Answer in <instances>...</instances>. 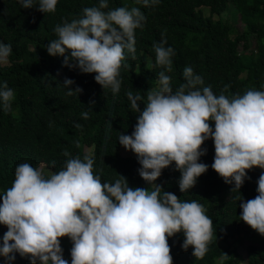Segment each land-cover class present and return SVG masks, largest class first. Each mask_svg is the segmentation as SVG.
<instances>
[{"label": "clouds", "instance_id": "9594fccd", "mask_svg": "<svg viewBox=\"0 0 264 264\" xmlns=\"http://www.w3.org/2000/svg\"><path fill=\"white\" fill-rule=\"evenodd\" d=\"M58 0H38L37 10L52 13ZM144 7L158 0H137ZM23 8H33L34 0H20ZM108 0L85 8L83 16L65 21L54 29L56 39L46 46L49 55L64 57V64L79 68L82 73H96L94 79L102 88L120 91L117 79L125 50L135 53V30L142 29L146 16L139 7L109 9ZM163 38L153 48L156 64L171 71L174 49L165 47ZM66 50L70 56L65 55ZM10 44L0 42V63H7ZM74 61L75 63H71ZM186 83L173 92L170 77L159 73V90L147 93V102L140 111L143 97L127 93L130 107L139 112L131 135L121 134L119 144L133 151L141 167L138 173L151 184L131 188L125 177L114 183H101L93 172L94 159L89 156L71 158L65 168L45 179L41 170L29 163L15 169L12 187L2 196L0 224L7 226L0 256L8 264L14 253L30 258L31 264H68L63 258L60 238L73 242L71 264H172L168 237L183 231L182 248H193L192 255L202 259L212 240V220L196 201L182 202L164 192L154 182L162 169L175 162L181 176L179 189L185 192L205 173L208 165L198 162L206 154L201 149L205 140L214 141L215 156L211 167L232 192L239 190L253 167L264 169V91L248 90L231 99L216 96L211 87L197 88L202 78L185 67ZM66 94H79L69 87ZM227 87V86H226ZM187 89V91H186ZM14 90L7 82L0 86V108L11 111ZM88 119V112L82 114ZM209 121H214V130ZM79 127V125H77ZM64 156H69L65 151ZM254 199L241 203L240 220L264 236V172L261 173ZM227 254L223 253L222 259Z\"/></svg>", "mask_w": 264, "mask_h": 264}, {"label": "trees", "instance_id": "16d2710c", "mask_svg": "<svg viewBox=\"0 0 264 264\" xmlns=\"http://www.w3.org/2000/svg\"><path fill=\"white\" fill-rule=\"evenodd\" d=\"M99 2L58 0L55 12L42 13L36 8L38 0L33 8H23L20 0H0V42L12 47L7 64H0V86L7 82L15 93L11 111L5 113L0 108V204L14 183L18 165L29 163L39 170L45 166L55 174L65 168L68 159L83 160L85 156L94 159L93 172L101 183L111 184L123 176L129 187L151 191V184L138 173L141 165L137 155H122L119 137L133 133L140 114L131 109L127 93L139 92L143 97L139 102L142 112L147 93L161 87L162 71L170 77L173 92L186 83L185 67L202 78L197 88L211 87L216 96L224 94L231 99L248 90L264 91V0H158L150 7L137 0H108L109 9L139 7L146 16L144 27L134 33L135 53L125 50L117 77L121 87L115 96L95 81L96 73L70 68L63 56L49 55L46 48L57 38V25L81 18L85 8ZM204 8L210 10L209 16ZM234 13L238 21L222 18L234 17ZM162 36L167 41L165 47L174 49L171 71L156 64L153 45L160 43ZM65 55L70 56V51ZM66 78L74 81L71 90L79 87L82 92L68 96L63 86ZM85 111L88 119L81 115ZM209 123L214 130V121ZM86 148H92V153ZM201 149L207 151L198 162L208 169L191 189L180 191L181 173L175 162L162 169L154 182L182 202L201 204L213 222V237L202 259L192 255L191 246L186 251L182 248L183 231L168 237L172 264H264V236L239 218L240 204L258 195L257 181L264 169L246 170L243 185L232 192L234 182L225 183L211 167L214 141L205 140ZM65 151L70 155L64 156ZM7 230L0 224V247ZM231 240L246 245V258L236 248H222ZM60 244L63 258L71 264L73 242L64 236ZM223 253L228 255L226 259H222ZM14 255L11 264H31L30 258ZM0 264H8L5 257L0 256Z\"/></svg>", "mask_w": 264, "mask_h": 264}, {"label": "rangeland", "instance_id": "374dc122", "mask_svg": "<svg viewBox=\"0 0 264 264\" xmlns=\"http://www.w3.org/2000/svg\"><path fill=\"white\" fill-rule=\"evenodd\" d=\"M204 11H205V14L207 15V16H209L210 15V10L209 9H207V8H204ZM234 15V17H232L230 14L229 15H224V16H222V18H224V19H226V18H234L236 21H238V15L236 14V13H234L233 14ZM235 17H237V18H235ZM215 19H218L219 17H217V16H215L214 17ZM240 26V25H239ZM1 65H6L7 63H0ZM92 148H86V152L87 153H92ZM122 155L124 156V157H135L136 156V154L133 152V151H131V150H126L125 148H123V150H122ZM40 170H41V172H42V174L43 175H46V176H48V177H50L51 175H52V172L51 171H49L48 169H46V167L45 166H42L41 168H40ZM8 231V230H7ZM250 243H251V241H250ZM222 248L223 249H227V248H236L237 249V252H238V254L240 255V256H242L243 258H246V245L245 246H240V245H238V244H236V242H235V240H231L230 241V243L229 244H224L223 246H222ZM37 262L40 264V262L37 260ZM220 264H222V263H220Z\"/></svg>", "mask_w": 264, "mask_h": 264}]
</instances>
